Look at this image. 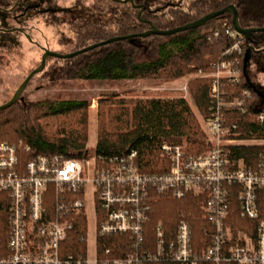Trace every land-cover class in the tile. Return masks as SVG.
<instances>
[{
    "label": "trees",
    "instance_id": "1",
    "mask_svg": "<svg viewBox=\"0 0 264 264\" xmlns=\"http://www.w3.org/2000/svg\"><path fill=\"white\" fill-rule=\"evenodd\" d=\"M16 1L24 0H0V6L10 8ZM228 6L235 9L240 28H264V0H132V4L93 0L89 5L84 0H73L64 11L69 19L67 23L74 52L110 38L144 33L150 26L161 31L172 30ZM231 19V14L227 13L200 28L172 36L138 37L100 46L71 59L58 60L62 61V66L56 74L63 81L108 83L168 82L195 74L196 78L188 82V90L195 108L207 118L210 83L200 74L213 72V65L232 47L233 41L226 34L232 26ZM239 47L240 54L235 55L240 62L241 75L238 82L228 84L225 90L230 100L239 97L243 90L250 92L251 99L247 102L245 113L228 110L227 120L230 124H237L239 139L260 140L264 139V128L257 124L256 117L264 113V87L250 81L246 68L248 62H253L264 72V32L251 33L247 41L240 38ZM2 52L4 47L0 48V54ZM125 95L123 99H117L116 94L98 99L97 139L91 153L96 156H121L135 151L134 163L138 171L158 175L169 169V162L160 156L163 143L184 147L191 155H199L209 149L205 135L184 99L166 94L154 97L143 93L142 97H135V94L126 92ZM87 110L88 102L84 100H44L28 105H21L19 100L0 112V143L21 141L28 145L30 153L21 154L22 162L35 155L87 158L90 155L86 148ZM263 148L237 145L228 151L232 160L241 159L245 165L255 167ZM257 201L259 216L264 219V191L259 192ZM232 205L235 206V201ZM180 218L188 220L196 250L210 244V225L202 219L198 201L192 196L175 200L165 195L155 196L151 201L142 247L135 246L125 236L99 237L96 244L98 255L103 258L105 250H109L111 259H122L135 252L153 251L154 227L160 222L167 240H171ZM234 218L240 225L245 223L237 220V216ZM7 224L6 214L1 213L0 258L6 255ZM85 226V217L78 216L64 245L66 252L76 255L85 250V243L80 240L85 235ZM144 264L176 263L150 261Z\"/></svg>",
    "mask_w": 264,
    "mask_h": 264
},
{
    "label": "built area",
    "instance_id": "2",
    "mask_svg": "<svg viewBox=\"0 0 264 264\" xmlns=\"http://www.w3.org/2000/svg\"><path fill=\"white\" fill-rule=\"evenodd\" d=\"M226 34L232 47L213 65V72L200 74L210 83L205 121L209 149L191 155L184 147L163 143L160 156L169 162L164 174L139 172L135 151L121 156L92 153L82 159L35 155L22 162L21 154L30 153L28 145L0 143V214H6L8 223L6 255L0 264H264V219L257 203L259 192L264 191V148L255 167L232 160L228 151L237 145L264 147V139H239L237 124L227 120L228 110L246 112L251 94L243 90L230 100L225 90L241 75L236 55L242 39L232 26ZM256 122L264 128V113L257 115ZM165 195L175 200L192 196L198 201L201 217L210 225L208 246L196 250L191 226L180 218L171 240L160 222L154 227L153 251L111 259L105 250L99 257V237L125 236L142 247L151 201ZM89 204L95 219L92 251L86 219ZM80 215L86 220L80 238L85 250L74 255L64 245ZM235 216L245 223L238 224Z\"/></svg>",
    "mask_w": 264,
    "mask_h": 264
},
{
    "label": "rangeland",
    "instance_id": "3",
    "mask_svg": "<svg viewBox=\"0 0 264 264\" xmlns=\"http://www.w3.org/2000/svg\"><path fill=\"white\" fill-rule=\"evenodd\" d=\"M41 1V5L37 7V10H34V12L29 11L28 15L23 20V25L29 29L30 38L37 42V44L47 47L51 52L63 55L72 53L75 46L67 23L68 15L65 14L64 10L72 5L73 0ZM92 1L93 0H84V3L89 5ZM33 2L37 3L38 0H33ZM20 5H22V2L19 1L17 5L14 4L12 6L16 14L23 9V6ZM45 9H53L55 13L45 14L43 13ZM10 25L15 26V22H10ZM41 54L43 53L38 47L34 46L33 43H29L27 40L20 39L19 36L17 38V43L9 47H4V52L0 54V105L10 100L27 75L40 64ZM61 66L62 61L49 58L44 70L32 78L21 94L20 104L28 105L44 100L87 101L86 148L89 150L90 155L95 148L97 139L98 99L104 95L111 94H116L117 99H123L126 98V92L135 94V97H142L143 93H150L154 97L166 94L170 97L184 99L191 108L200 130L205 135L207 141L206 118L195 108L188 90V82L196 78L195 74H188L181 79L168 82L118 81L108 83L104 81H63L59 79L56 74V71ZM246 72L254 85L264 87V72L260 71L256 63L248 62ZM183 88H185V90H182ZM248 143L254 144L251 142ZM86 219L89 232L88 248L92 251L95 244V219L90 204L86 209Z\"/></svg>",
    "mask_w": 264,
    "mask_h": 264
},
{
    "label": "water",
    "instance_id": "4",
    "mask_svg": "<svg viewBox=\"0 0 264 264\" xmlns=\"http://www.w3.org/2000/svg\"><path fill=\"white\" fill-rule=\"evenodd\" d=\"M115 2H121V3H131L132 4V0H114ZM133 7L135 8V6L133 5ZM231 14L232 19H231V25L234 29L235 32H237L239 35H241L246 41L249 37V35L251 33H257V32H264V28L262 29H242L240 28L239 24H238V18H237V13L235 11V9L232 6H228L222 10L219 11H215L212 13H209L207 15H205L204 17L191 22L189 24H186L184 26L172 29V30H167V31H161L158 30L157 28L150 26V29L144 33L141 34H134V35H129V36H124V37H115V38H110L107 39L105 41H102L98 44H92L89 46H86L80 50L74 51L72 53L69 54H58L55 52H51L48 49H43V54L41 56L40 59V64L33 69L28 75L27 77L23 80V82L18 86V88L16 89V91L14 92L13 96L10 98V100H8L6 103L0 105V112L13 106L15 103H17L20 100L21 94L24 92L25 88L27 87L28 83L32 80V78L34 76H36L37 74L41 73L45 66H46V61L48 58H53V59H57V60H66V59H71L75 56H78L80 54L86 53L88 51H92L94 49H96L97 47L100 46H105L107 44H111L113 42H118V41H123V40H130V39H134V38H146V37H151V36H162V37H167V36H172L174 34L177 33H182L185 31H189V30H194L197 28L202 27L205 23L219 17L222 16L224 14ZM140 14H138V17ZM260 51H257L256 53H258ZM248 58V53L245 56V61ZM246 67V63H244V69Z\"/></svg>",
    "mask_w": 264,
    "mask_h": 264
},
{
    "label": "flooded vegetation",
    "instance_id": "5",
    "mask_svg": "<svg viewBox=\"0 0 264 264\" xmlns=\"http://www.w3.org/2000/svg\"><path fill=\"white\" fill-rule=\"evenodd\" d=\"M41 2V0H38L37 3H34L33 0H24V5L23 2L22 5H20L23 6V9L22 11L20 10L18 14L13 11L14 9L12 7L1 8L0 6V48L14 45L17 43V38L19 36L20 39L22 38L23 40H27L29 43H33V45L38 47L42 53L43 49H48L47 47H43L37 44V42L33 41L30 38V32L28 31L29 29L23 25V20L28 15L29 11H36L37 7L41 5ZM15 4L17 5V2ZM43 13L54 14L55 11L53 9H45ZM12 21L15 22V26L10 25V22Z\"/></svg>",
    "mask_w": 264,
    "mask_h": 264
}]
</instances>
